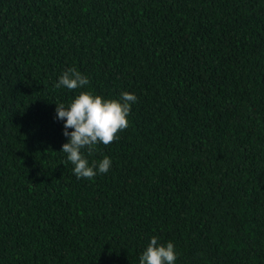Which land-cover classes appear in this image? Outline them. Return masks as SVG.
Listing matches in <instances>:
<instances>
[{"label": "trees", "instance_id": "trees-1", "mask_svg": "<svg viewBox=\"0 0 264 264\" xmlns=\"http://www.w3.org/2000/svg\"><path fill=\"white\" fill-rule=\"evenodd\" d=\"M0 264H264V0H0Z\"/></svg>", "mask_w": 264, "mask_h": 264}]
</instances>
